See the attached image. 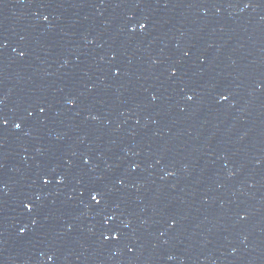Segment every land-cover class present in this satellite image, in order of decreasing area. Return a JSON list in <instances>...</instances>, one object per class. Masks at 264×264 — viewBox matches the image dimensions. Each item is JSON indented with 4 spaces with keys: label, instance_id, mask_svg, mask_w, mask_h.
Returning a JSON list of instances; mask_svg holds the SVG:
<instances>
[{
    "label": "water",
    "instance_id": "95a60500",
    "mask_svg": "<svg viewBox=\"0 0 264 264\" xmlns=\"http://www.w3.org/2000/svg\"><path fill=\"white\" fill-rule=\"evenodd\" d=\"M0 264H264V0H0Z\"/></svg>",
    "mask_w": 264,
    "mask_h": 264
},
{
    "label": "snow or ice",
    "instance_id": "6c2138e0",
    "mask_svg": "<svg viewBox=\"0 0 264 264\" xmlns=\"http://www.w3.org/2000/svg\"><path fill=\"white\" fill-rule=\"evenodd\" d=\"M140 27L143 28V27H145V25L144 24H141ZM70 103H71V101H70ZM41 111H43V109H41ZM5 123H6V121H5ZM16 127H20V125H16ZM45 182H47V181H45ZM98 196H99V193L96 192V193L93 194L92 199L93 200H97V197ZM97 202H99V201H97Z\"/></svg>",
    "mask_w": 264,
    "mask_h": 264
}]
</instances>
